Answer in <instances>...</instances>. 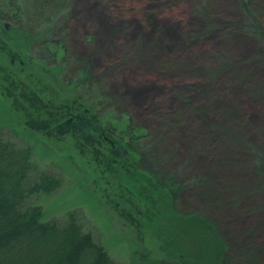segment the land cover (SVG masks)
I'll return each instance as SVG.
<instances>
[{
  "label": "rangeland",
  "instance_id": "rangeland-1",
  "mask_svg": "<svg viewBox=\"0 0 264 264\" xmlns=\"http://www.w3.org/2000/svg\"><path fill=\"white\" fill-rule=\"evenodd\" d=\"M64 3L55 27L67 50L66 77L81 80L79 69H87L92 78L79 91L101 110L126 113L132 126L147 128L151 136L142 145L164 155L174 150L168 162L183 177L202 175L221 190L231 186L229 200L208 204L209 199L216 201L203 195V189L190 192L195 187L190 181L180 208L212 215L231 244L246 246L237 264H264V183L256 175L264 162V98L252 96L264 88V57L258 63L263 45L249 27L253 16L240 0ZM47 24L42 20L40 26ZM1 42L0 129L4 137L30 147L35 164L62 181L56 192L35 196L30 204L41 205L47 221L65 222L75 211L118 264H131V244L139 241L162 255L161 244L139 237L114 212L94 160L83 157L69 140L53 141L27 128L16 109H27L22 90L56 93L40 74L46 71L56 82L50 71L59 58L56 45L46 48L48 41H41L26 51L7 37ZM228 62L232 66L215 77L216 68ZM202 106L209 109L208 119L196 116Z\"/></svg>",
  "mask_w": 264,
  "mask_h": 264
},
{
  "label": "trees",
  "instance_id": "trees-1",
  "mask_svg": "<svg viewBox=\"0 0 264 264\" xmlns=\"http://www.w3.org/2000/svg\"><path fill=\"white\" fill-rule=\"evenodd\" d=\"M64 1L0 0L1 44V39L7 37L18 48L28 51L29 46L48 41L46 48L56 45V58L59 56L54 60L57 66L50 68L59 84L48 72L40 71L44 80L54 84L55 94L40 93L34 87L27 90L29 93L22 90L27 109L15 107L22 111L25 126L46 139L69 140L83 157L93 159L114 212L129 230L162 245L160 255L144 241L132 243L131 264H237L235 260L246 246L231 244L212 215L180 208L181 195L191 188L190 181L195 186L190 192L203 189V195L216 201L209 199L208 204L228 199L232 187L221 190L216 182L202 175L183 177L174 171L173 162H168L173 161L174 150L164 155L142 145V139L151 136L147 128L132 126L126 113L116 116L112 108L101 110L94 99L79 91V85L92 78L87 69H79L82 78L78 81L63 73L69 67L64 58L67 50L57 40L55 26L66 7ZM240 1L242 8L253 16L254 23L249 25L252 35L261 39V63L264 6L260 0ZM42 20H47V26H40ZM230 66L232 63L228 62L216 68L215 77ZM252 94L254 98H264V88ZM199 108L196 116L208 119L209 109ZM261 149L264 157V145ZM256 175L259 184L264 183V162L260 161ZM61 186L58 176L35 164L30 147L4 137L0 129V264H118L93 233L85 230L75 211L67 215L65 222L47 221L42 206L30 204L35 196L52 194Z\"/></svg>",
  "mask_w": 264,
  "mask_h": 264
}]
</instances>
